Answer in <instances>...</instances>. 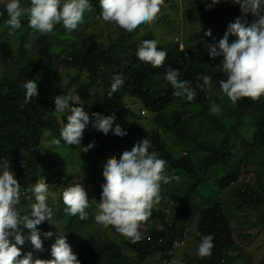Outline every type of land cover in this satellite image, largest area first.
I'll use <instances>...</instances> for the list:
<instances>
[{"label":"trees","instance_id":"16d2710c","mask_svg":"<svg viewBox=\"0 0 264 264\" xmlns=\"http://www.w3.org/2000/svg\"><path fill=\"white\" fill-rule=\"evenodd\" d=\"M91 4L93 11L87 13L92 18L101 17L99 0H91ZM163 8H170L172 13L178 12L174 5L166 7L165 3ZM0 12L4 13L0 15V40H4L8 50L5 56H0V158L10 160L12 170L23 187L35 183L40 177H45L56 186H65L72 181L77 169L90 160L88 168L91 173L85 181L92 204L87 210L89 222H79L78 216H68L63 202L56 210L53 199L48 200L53 209V222L58 218L63 220L64 235L74 244L73 252L81 264H153L155 261L148 262L150 258L156 260L157 264H164L163 261L168 264L179 253L180 247L174 244L175 241H181L186 234L184 220L194 212L197 200L193 195L203 200L195 210L199 218L193 235L198 242L200 236L197 233L213 235L215 247L209 257L187 256L188 263L234 264L237 258L243 259L242 252L232 253L240 248L231 221L233 209L228 204L232 202L238 207L252 205L259 209L264 204V189L259 190L249 182L244 184L241 181L252 158L264 150V96L257 100L242 98L236 104L225 103L223 99L226 95L219 86L220 80L227 78L221 71L223 57L212 60L205 47L223 38L228 23L241 15L239 5L228 0L221 6L217 4L210 11H205L202 0H190V6L184 13L201 26L188 33L181 42L182 48L176 40L158 45L168 52L164 65L158 68L137 59L136 53L144 38L123 29L116 38H109L106 43L99 39L97 32L85 34L93 19H89L87 24L82 23L74 31L56 25L53 33L41 35L28 26L27 17H22V27L9 35L6 24L8 17L2 4ZM166 17L165 14L154 22L173 25L174 20H166ZM247 19L251 22L252 15L248 14ZM209 29L212 32L210 37L205 35ZM234 39L235 36H230L229 42ZM62 66L67 67L72 75L83 70L89 86L102 96L101 99L90 97L74 102L76 106L88 111L90 120L94 119L91 113L115 115L116 124L128 134L122 138L110 137L94 129L90 123L84 132L81 147L93 141L95 147L84 153L82 165L75 166L74 172L60 170L49 174L44 167L46 159L41 154L44 140L52 141L56 147L81 148L66 145L63 141L59 145L56 143L60 130L67 123L68 113L57 119L52 114L54 101L57 96L72 94L63 92L60 87L54 90L40 87L48 69L54 70L55 76L59 77ZM168 67L179 69L180 78L191 80L193 86L198 73L211 75L212 87L204 91L197 88L198 95L192 102L174 97L171 85L164 79ZM116 73L125 77V83L109 97L107 92L111 76ZM29 79L37 81L38 95L30 103H25V89L21 85ZM212 92H216V95L212 96ZM127 97H134L147 110V115L142 117L150 116L149 121L139 120L140 115L130 109ZM213 101L221 106L220 113L210 111ZM175 105H180V108L172 110ZM128 114H133L129 125L125 124ZM145 137L150 139L160 158L167 161L166 171L174 177L175 188L162 184L161 204L152 210L147 227L141 226L143 239L133 244L112 227L108 229L115 237L106 234L101 237L91 232L86 236L81 233L80 236L79 229L84 223L90 225L92 214L99 211L101 185L105 183L102 176L104 165L111 159H119L123 151H130L134 144ZM170 146L187 152L175 158ZM237 147L239 149L235 150ZM212 184H215L214 188ZM228 189L233 195L229 203L214 200L216 192ZM32 203V196L21 198L22 207H18L22 215L31 211ZM169 209L173 210L171 218L167 212ZM261 216L259 222L264 224L263 212ZM243 221L246 222L245 218ZM150 226L152 229H149ZM37 227L43 233L51 231L52 224L45 221ZM34 258L47 260L52 257L48 253H37Z\"/></svg>","mask_w":264,"mask_h":264},{"label":"clouds","instance_id":"9594fccd","mask_svg":"<svg viewBox=\"0 0 264 264\" xmlns=\"http://www.w3.org/2000/svg\"><path fill=\"white\" fill-rule=\"evenodd\" d=\"M202 2L205 4V11H210L222 0ZM232 3L239 5L241 15L228 23L222 39L206 44L205 47L212 60L223 57L221 71L227 78L220 80V90L232 104H236L242 98L257 100L264 96V0H232ZM0 4L7 13L9 35L22 27V17H27L28 26L41 35L53 33L56 25L74 31L83 23L85 13L93 11L91 0H29L27 5L21 0H7L6 3L5 0H0ZM164 4L165 0H99L102 20L113 23L128 33L151 24ZM3 14L0 12V15ZM248 14L253 17L251 22L247 19ZM205 35L212 36L211 29L207 30ZM230 36L236 37L231 43ZM136 55L139 61L158 68L164 65L168 52L158 47L156 39H144ZM180 73L179 69L168 67L164 76L173 89L174 97L192 102L198 95L197 88L204 91L212 87L211 75L198 73L196 84L193 86L191 80L181 79ZM124 83L125 77L121 73L113 74L107 95L111 97ZM21 87L25 89V103H30L33 97H37V81L26 80ZM79 100L80 96L77 94L55 98V110L52 114L61 119L63 114L68 113L67 123H64L60 130L57 145L63 141L66 145L81 147L84 132L90 123L104 135L111 133L114 137L122 138L128 134L116 124L113 114L105 116L91 113L94 119L90 120V113L74 103ZM210 111L220 113L222 108L213 101ZM94 147L93 141L81 149L88 152ZM167 167V161L160 158L148 137L134 144L130 151H123L119 159L107 161L102 172L105 183L101 185L102 196L98 205L99 211L94 217L95 223L104 229L114 228L133 244L141 241V226L148 221L152 210L162 199V184H169L174 179L167 174ZM51 185L53 184L45 177H40L24 190L31 193L34 203L30 205L31 211L22 215L18 207L22 198V185L12 170L10 160L0 158V264H81L66 235L54 234L52 231L41 233L37 227L45 221L55 225L53 209L48 203L49 196H54L50 191ZM59 195L68 216H78L82 221L89 219L87 210L92 204L82 183L67 186ZM22 228L30 230L27 236L23 234ZM41 235L45 238L56 235L50 249L52 258H34L32 252L22 254L20 246H23L26 240L31 242L36 251H43ZM197 235L200 236L197 255L211 256L215 247L213 235ZM177 242L183 241H175L174 244L178 248L185 244L183 242V245H178Z\"/></svg>","mask_w":264,"mask_h":264},{"label":"rangeland","instance_id":"374dc122","mask_svg":"<svg viewBox=\"0 0 264 264\" xmlns=\"http://www.w3.org/2000/svg\"><path fill=\"white\" fill-rule=\"evenodd\" d=\"M28 0H21L23 4H26ZM7 0H5V3ZM166 7H169L171 5H174L178 8V12H171L170 8L165 9L161 8V12L158 14L157 18H161L163 15H167L165 18L166 20H174L173 25H164L162 22H152L151 24H146L141 26L140 29H137L133 32L134 35L138 37H143L144 39H156L158 41V45H166L167 43L171 41H179L180 43H183V40L187 37L188 33L195 29V27H200L201 24L195 23L191 18H189L188 15L184 13V11L190 6V0H165ZM223 3V0L219 6ZM89 19H93V22H91L87 29L85 30V34H93L94 32L99 33L98 35L99 39L101 41H104L106 43L109 42V38H116L121 28L116 26L113 23L105 22L102 20L101 17L99 18H92L90 14L86 12L84 16L83 24H87V21ZM90 20V21H91ZM82 24V25H83ZM81 24L78 26L80 28ZM61 44V43H60ZM65 45V44H64ZM8 52L7 48L5 47L4 40H0V56L3 57ZM61 75L59 77L55 76V71L48 69L41 80L40 87L43 90H54L58 89L59 87L62 88L63 92H68L72 95H79L80 101H84L85 99H90V97H97L96 99H101L102 96L98 92H94V89L89 86L88 80L85 77V72L83 70L77 71V73H82L84 76H77L78 74H69V69L67 67L62 66L60 69ZM212 96L216 95V92L211 93ZM225 103L230 104L231 102L228 100L227 96L223 99ZM126 101L128 105L130 106V109H132L133 112L140 115L139 120L142 122L149 121V117H142L147 115V110L140 105L139 102L136 101L134 97H127ZM179 109L180 105H175L172 107L173 109ZM125 124H128L132 122L133 120V114H128L125 116ZM112 136L113 135H107ZM171 147V146H170ZM239 149L237 147L235 150ZM172 155L175 158H178L179 156L185 154L186 150H180L176 147L170 148ZM84 153L82 149H70L66 147H56L53 145L52 141L44 140L43 146H42V157L46 159V163L44 164V167L47 168V172L49 174H53L56 171L63 170L66 173H69L71 171H76V167H79L83 163ZM89 161L84 162L81 166V168L78 170L77 173L72 179L70 183H68L65 186H62L59 184L58 186H55L54 184L50 186L51 193L54 194L49 196V199H55L54 207L57 210L58 205L62 202V199L60 198V193L63 191L64 188H66L69 185L75 184V183H82L85 187L86 191L87 184H86V178L91 173L90 169L88 168ZM76 166V167H75ZM245 176L241 178V181L243 183H250V185L257 189H264V150L259 151L258 155L252 158L251 163L248 165V171L244 173ZM242 183V182H241ZM242 183V185H244ZM170 188H175L174 182L171 181L169 184H167ZM215 184H212L211 186L214 188ZM226 193V194H225ZM166 197V196H165ZM194 199H196V203L194 205V212L187 216L184 220V223L187 225V231L184 236V238L181 240L185 244L182 245L179 249L178 255L168 264H204L203 262H192L188 263L186 260L187 256L191 257H197V258H203L197 255V248L199 242L194 237L193 233L196 230V224L198 220V214H195V210L200 206V203L202 205V199L197 195V198L195 195L192 196ZM233 195L232 192L228 189L226 191H220L215 193L214 200H221L222 202L229 203V201L232 199ZM166 199V198H164ZM162 201V200H161ZM161 201L159 204H161ZM158 204V205H159ZM207 204V203H206ZM155 206V207H158ZM229 208H232L233 211L231 214V221L233 223L234 227V236L237 240V245L240 249H236L232 253L234 254L236 251H239L243 253V259L237 258L234 264H264V224L260 223V219L262 218L261 214L264 213V204L262 207L256 208L255 206L249 205V206H242L238 207L235 206L234 203L230 202L228 204ZM20 207H22L20 205ZM19 207V208H20ZM169 217L171 218L173 215V210L169 209L168 211ZM97 214V211L92 214V220L90 225L82 226V229H79V234L82 236L84 234L85 236L91 232L95 233L96 235L103 236V235H110L111 237H115L113 232L110 229H104L102 226H99L95 223V215ZM245 218L246 222L243 221ZM264 220V216H263ZM88 221V220H87ZM86 220L82 221L79 220V222H87ZM89 222V221H88ZM149 220L147 222H144L142 226H146L148 224ZM55 225H52L51 231L54 234H62L64 235V231L62 229V223L63 220L58 218L55 220ZM159 226L162 227V224L158 222ZM147 227V226H146ZM146 229V228H145ZM149 229H152V226L149 227ZM22 232L25 236L28 235L30 232L27 228H22ZM82 233V234H81ZM56 238V235H53L51 238H45L43 235H41V239L43 240V251H36L33 246L31 245L30 241L25 242L23 246H20L22 250L27 252H32L33 256H35L37 253H48V255H51L50 249L51 245L54 243ZM69 244L72 247V250L74 249V244H71L69 240H67ZM237 254V252H236ZM44 259V258H43ZM155 261V262H154ZM148 262L157 264L156 260L153 258H150ZM165 264L166 262L163 261Z\"/></svg>","mask_w":264,"mask_h":264},{"label":"built area","instance_id":"2783aa9c","mask_svg":"<svg viewBox=\"0 0 264 264\" xmlns=\"http://www.w3.org/2000/svg\"><path fill=\"white\" fill-rule=\"evenodd\" d=\"M28 188V186L27 187H23V186H21V192H22V195H21V197H27V198H30L32 195H31V193L30 192H25L24 190L25 189H27ZM177 244L179 245V244H182L181 242H177Z\"/></svg>","mask_w":264,"mask_h":264}]
</instances>
